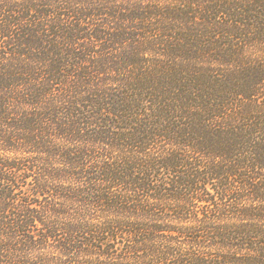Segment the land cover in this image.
Masks as SVG:
<instances>
[{"label": "trees", "instance_id": "obj_1", "mask_svg": "<svg viewBox=\"0 0 264 264\" xmlns=\"http://www.w3.org/2000/svg\"><path fill=\"white\" fill-rule=\"evenodd\" d=\"M0 264H264V0H0Z\"/></svg>", "mask_w": 264, "mask_h": 264}]
</instances>
